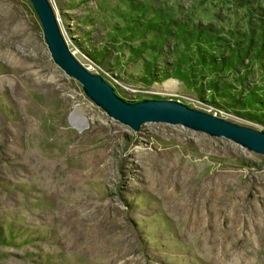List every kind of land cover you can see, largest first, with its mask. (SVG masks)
<instances>
[{
	"label": "rangeland",
	"instance_id": "obj_1",
	"mask_svg": "<svg viewBox=\"0 0 264 264\" xmlns=\"http://www.w3.org/2000/svg\"><path fill=\"white\" fill-rule=\"evenodd\" d=\"M48 1L72 55L119 98L264 132L171 76L183 55L172 22L245 32L246 0ZM0 264H264V157L114 121L53 63L31 3L0 0Z\"/></svg>",
	"mask_w": 264,
	"mask_h": 264
},
{
	"label": "trees",
	"instance_id": "obj_2",
	"mask_svg": "<svg viewBox=\"0 0 264 264\" xmlns=\"http://www.w3.org/2000/svg\"><path fill=\"white\" fill-rule=\"evenodd\" d=\"M241 7L245 32L234 28L221 33L210 26H197L187 32L184 25L172 22L177 25L174 34L179 36L177 43L183 55L180 64L171 70V76L200 101L211 106L217 104L222 111L264 127V9L249 0ZM154 26L149 27L151 32L156 31ZM165 36L159 39V48ZM255 65L259 71L251 69ZM147 70H152L151 66ZM251 73H257L258 77L254 76L248 85Z\"/></svg>",
	"mask_w": 264,
	"mask_h": 264
},
{
	"label": "water",
	"instance_id": "obj_3",
	"mask_svg": "<svg viewBox=\"0 0 264 264\" xmlns=\"http://www.w3.org/2000/svg\"><path fill=\"white\" fill-rule=\"evenodd\" d=\"M41 25L53 63L76 81L83 94L114 121L137 132L147 123L180 125L213 138H224L264 157V132L233 124L208 112L190 109L175 100H143L130 104L115 94L100 76L86 70L71 54L48 0H28Z\"/></svg>",
	"mask_w": 264,
	"mask_h": 264
},
{
	"label": "bare ground",
	"instance_id": "obj_4",
	"mask_svg": "<svg viewBox=\"0 0 264 264\" xmlns=\"http://www.w3.org/2000/svg\"><path fill=\"white\" fill-rule=\"evenodd\" d=\"M72 54V53H71ZM88 70V69H87ZM89 71V70H88ZM90 72V71H89Z\"/></svg>",
	"mask_w": 264,
	"mask_h": 264
}]
</instances>
